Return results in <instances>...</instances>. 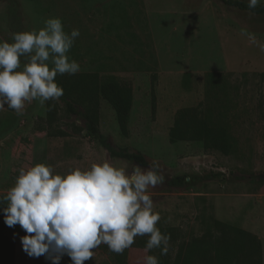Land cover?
Listing matches in <instances>:
<instances>
[{"label":"rangeland","instance_id":"1","mask_svg":"<svg viewBox=\"0 0 264 264\" xmlns=\"http://www.w3.org/2000/svg\"><path fill=\"white\" fill-rule=\"evenodd\" d=\"M11 6L17 22L9 16ZM124 12L140 46L128 44L124 31H108ZM49 18H60L69 34L80 31L67 55L81 70L55 78L69 100L112 148L143 155V169L159 165L164 181L148 194L161 216L157 227L171 237L168 258L196 238L224 233L220 224H226L260 240L264 264V16L218 0H0V42L38 32ZM27 62L21 57L17 71ZM208 74L217 77L207 80ZM109 80L121 92L114 104L101 94ZM211 109L230 127L234 147L228 156L203 146ZM105 161L126 172L137 165L111 158L60 101L26 102L23 116L7 106L0 110V198L21 168L45 164L65 175ZM176 177L187 185L173 187ZM2 226L14 240V264H51L24 252L20 237L26 233L19 225ZM148 239L137 236L123 254L102 243L85 264H143ZM151 251L163 264L161 249ZM67 260L65 255L61 264H72Z\"/></svg>","mask_w":264,"mask_h":264},{"label":"clouds","instance_id":"2","mask_svg":"<svg viewBox=\"0 0 264 264\" xmlns=\"http://www.w3.org/2000/svg\"><path fill=\"white\" fill-rule=\"evenodd\" d=\"M261 0H248L255 9ZM38 32H17L13 43L0 42V110L5 106L24 115L25 104L38 100L59 101L64 89L57 75H74L80 64L67 55L79 29L64 30L60 18H49ZM255 42L253 37H250ZM264 51V45H261ZM21 57L27 59L22 71ZM51 64V67L49 66ZM155 162L148 169L134 165L130 172L109 161L79 168L65 175L54 174L50 165L21 168L14 187L0 198L4 223L19 225L24 252L33 258L44 256L51 264H61L66 255L72 264H85L102 243L110 251L123 254L137 236L149 237L145 252L169 251L170 235L157 227L161 216L154 212L148 194L164 181ZM143 264H160L155 255H146Z\"/></svg>","mask_w":264,"mask_h":264},{"label":"trees","instance_id":"3","mask_svg":"<svg viewBox=\"0 0 264 264\" xmlns=\"http://www.w3.org/2000/svg\"><path fill=\"white\" fill-rule=\"evenodd\" d=\"M218 1L224 3L226 6L234 7L240 11L248 12L253 15L264 16V5H258L255 9H249L248 2L245 1ZM9 16H11L12 21H18L16 7L11 6ZM119 19V23H114V21L110 23L108 31H124V34L128 39V44L140 46L141 43L139 38L131 30L126 12L122 13ZM151 59L155 64L153 55H151ZM156 77V74H154L153 78L156 79ZM215 77H217V75L208 74L207 80L212 78L214 79ZM259 78L264 82V73H261ZM58 85L61 86L59 83ZM101 94L104 99L111 104L116 103L121 97L120 90L112 80L103 83L101 86ZM59 101L63 105L64 111L67 115H75L84 120L87 134L97 140V142L109 152L111 158L124 159L142 167L148 165L145 157L141 154L120 151L112 148L108 143L107 138L100 133L88 115L80 111L69 100L65 91ZM209 116L205 119L204 123L203 146L206 149L218 151L225 156L230 155L234 147V140L230 132V127L226 124V120L221 118L223 117V114L219 111L213 114L211 109L209 111ZM170 184L173 187L182 188L187 185V182L183 177H176L170 181ZM3 221L4 220L0 214V264H14V240L10 236L6 235L5 229L2 226ZM220 225L222 226L224 233L218 235L207 234L192 240L188 244L181 245L174 259H169L167 254L164 255L165 260L163 264H263L261 242L255 235L241 228L226 224ZM148 255H153L151 250ZM66 257L68 259L67 261L71 262L70 258L68 256Z\"/></svg>","mask_w":264,"mask_h":264}]
</instances>
